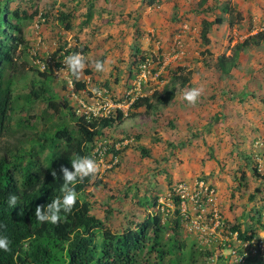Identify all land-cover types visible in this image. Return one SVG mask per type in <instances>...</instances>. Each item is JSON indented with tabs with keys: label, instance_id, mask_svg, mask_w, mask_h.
<instances>
[{
	"label": "rangeland",
	"instance_id": "1",
	"mask_svg": "<svg viewBox=\"0 0 264 264\" xmlns=\"http://www.w3.org/2000/svg\"><path fill=\"white\" fill-rule=\"evenodd\" d=\"M230 1L242 11L243 20L233 27L228 20L214 25L212 41L206 45L200 35L202 20L215 14L200 10L216 0H207L203 7L201 0H10L9 8L26 9L31 17L24 21L26 42L19 47L21 66L14 77L13 110L0 155L33 146L42 149L38 140L43 134L50 139L59 123L71 122L68 109L56 112L45 99H28L32 90L48 86L47 96L76 104L72 73L60 57L67 44L89 47L86 52L77 50L87 60L79 74L86 88L106 85L116 97L133 83L141 57H153L143 96L162 91L175 76H186L189 82L176 80V96L169 104L158 103L151 111L143 106L135 117L130 111L123 123L105 129L101 137L114 146L121 144L120 161L93 177L87 187L84 197L92 202V211L122 230L131 221L144 220L152 210L150 201L175 181L205 178L219 191L229 229L239 224L240 231L259 235L264 230V150H256L255 141L264 136V43L242 51L239 65L229 74L221 70L218 56L232 54L237 42L264 30V0ZM60 12L71 13L70 29ZM89 12L92 17L85 24ZM179 49L183 54L176 58ZM35 52L41 59L58 60L48 68L49 78L34 62ZM96 60L105 61L104 71L96 70ZM192 88L203 89L195 104L184 99ZM141 147L149 155L144 156ZM47 151H40V157ZM171 218L166 220L170 226L164 242L175 230ZM175 233L184 244L178 253L180 264H207L215 243L206 246L186 227Z\"/></svg>",
	"mask_w": 264,
	"mask_h": 264
},
{
	"label": "trees",
	"instance_id": "2",
	"mask_svg": "<svg viewBox=\"0 0 264 264\" xmlns=\"http://www.w3.org/2000/svg\"><path fill=\"white\" fill-rule=\"evenodd\" d=\"M9 1L0 0V152L3 150L1 139L9 129L13 110L14 77L21 66L18 61L19 47L26 42L24 21L31 17L26 9L9 8ZM206 2L207 0H201L200 5L203 7ZM217 9L221 10L218 14ZM200 11H212L215 14L213 19L202 20L200 35L206 45L212 41L210 33L214 25L223 24L228 20L229 25L233 27L244 18L242 11L230 0L224 3L216 0L215 4L207 5ZM60 17L62 20L66 18V27L70 29L71 13L60 12ZM91 17L92 13L89 12L84 23H89ZM263 43L264 30L237 42L232 54L223 53L218 56L221 70L225 74L231 73L232 69L239 65L242 51ZM67 45L64 54H60L62 58L77 50L86 52L89 49L86 45L81 48ZM136 49L137 52L140 51L139 47ZM146 58L147 56H142L140 64ZM86 72L90 73L91 70L87 69ZM40 73L46 78L50 76L47 70ZM72 78L77 90L81 91L87 87L86 80L79 79L80 77L77 79L73 74ZM173 79V82L165 84L162 91L139 96L129 108L130 116H137L138 109L143 106L147 111H151L158 103L166 105L172 102L176 96V80L180 79L182 85L189 82L186 76H175ZM48 90V86H43L40 91L32 90L28 99L31 96L45 99L56 112L68 109L70 112L68 114L72 117L71 122L66 120L59 123L50 139L43 134L41 140H38L42 149L33 146L29 150L17 149L15 152L6 150L0 155V234L9 237L11 248L8 252L0 250V264H167L166 260L170 255L169 264H180L178 253L184 244L177 239L175 231L180 226L185 228V225L179 216L171 218V226H174L175 230L164 242L162 236L170 224L166 221L168 216L156 212L159 196L150 201L152 210L144 220L131 221L122 230H117L95 214L92 211V202L84 197L94 177L89 176L75 183L77 203L70 213L61 210V219L57 223L37 220L35 214L37 206L46 210L55 198L63 196L62 166L72 170V160L88 157L96 139L104 135L105 129L125 120L122 110L113 111L110 116L88 119L85 113H77L75 105L70 104L67 99L57 100L53 96H47ZM113 95L116 97L115 93ZM111 145V151H115V146ZM42 150L48 151L41 158ZM141 150L144 156L149 155L145 147H141ZM117 152L120 153V150ZM258 169L255 167V172L259 174ZM53 172L56 174L53 175ZM96 182L100 184L102 180L97 179ZM256 190L259 191V188ZM12 193L20 197L15 207L7 203V197ZM255 193L252 194L253 198ZM226 224L230 225L227 221ZM240 228L239 224L232 227L235 230ZM240 230L242 238L255 235V231ZM211 253L212 251L208 252V255Z\"/></svg>",
	"mask_w": 264,
	"mask_h": 264
},
{
	"label": "built area",
	"instance_id": "3",
	"mask_svg": "<svg viewBox=\"0 0 264 264\" xmlns=\"http://www.w3.org/2000/svg\"><path fill=\"white\" fill-rule=\"evenodd\" d=\"M34 54V62L42 71L48 70L51 64L58 61L52 56L41 59L37 57V52ZM181 54L183 50L179 49L175 57ZM65 57L62 59L63 65H66ZM152 61L153 57L147 56L146 60L141 62L132 86L120 98L115 97L110 89L104 86L85 88L81 91L72 88L71 95L76 101V112L85 113L88 119L110 116L117 110H122L127 115L134 101L143 94V85L152 73ZM70 82L74 86L73 80ZM255 147L256 150H264V136L255 141ZM111 148L108 138L96 139L88 156L99 166L96 177L102 176L120 161V153L117 151L121 144H115V151H111ZM262 160L264 161V154ZM155 209L165 216H179L185 227L190 232H195L206 246L216 244V249L207 256V264H248L255 260H264V233L242 238L238 230H230L220 206L219 191L206 179L199 178L194 182L175 181L169 190L159 196Z\"/></svg>",
	"mask_w": 264,
	"mask_h": 264
},
{
	"label": "clouds",
	"instance_id": "4",
	"mask_svg": "<svg viewBox=\"0 0 264 264\" xmlns=\"http://www.w3.org/2000/svg\"><path fill=\"white\" fill-rule=\"evenodd\" d=\"M65 62L68 65L69 70L77 79L80 72L85 67L87 62L86 57L82 52H76L65 57ZM105 61L96 60L95 68L97 71H104ZM202 88H192L185 91L184 99L190 104H195L201 95ZM72 170L68 167L62 166L63 173V185L61 187L62 197L55 198L51 204L47 206L46 210H42L41 206L36 208V218L40 222L50 220L52 223L60 221L61 210L64 213H70L73 206L77 203V193L75 190V183L82 181L85 177L95 176L99 172V166L95 160L90 157H78L71 161ZM56 173L53 172V175ZM20 200V197L15 194H9L7 197V203L9 206L15 207ZM229 228V226H228ZM239 231V229H238ZM0 250L5 252L11 251L10 240L7 235L0 234ZM264 263V260H260ZM249 264V263H248Z\"/></svg>",
	"mask_w": 264,
	"mask_h": 264
},
{
	"label": "crops",
	"instance_id": "5",
	"mask_svg": "<svg viewBox=\"0 0 264 264\" xmlns=\"http://www.w3.org/2000/svg\"><path fill=\"white\" fill-rule=\"evenodd\" d=\"M261 231V230H260ZM260 233H264V230H262V232H260ZM261 262L262 261H260V260H255V261H252L251 263H249V264H261Z\"/></svg>",
	"mask_w": 264,
	"mask_h": 264
}]
</instances>
